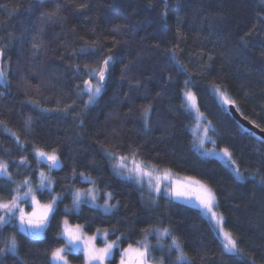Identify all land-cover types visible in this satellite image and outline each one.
<instances>
[{
  "label": "trees",
  "instance_id": "trees-1",
  "mask_svg": "<svg viewBox=\"0 0 264 264\" xmlns=\"http://www.w3.org/2000/svg\"><path fill=\"white\" fill-rule=\"evenodd\" d=\"M0 52L8 81L0 82V157L11 174L0 177V200L10 201L26 179L41 204L58 197L42 239L3 228L0 248L11 235L18 248L0 252V264H51V252L66 245V218L91 236L109 229L122 247L149 229L151 253L163 264H179L177 252L159 247L155 227L178 239L188 264H264V139L220 99L226 94L264 129V0H0ZM109 57L106 83L88 104L84 82L97 80L92 69ZM187 85L243 179L195 148ZM37 149L61 159L51 193L37 188L48 169ZM111 153H135L207 183L241 254L222 249L199 208L163 194L148 203L136 182L116 173ZM81 174L111 192L113 211L87 202L73 208V192L90 183ZM67 255L85 264L82 252ZM110 261L119 264V250Z\"/></svg>",
  "mask_w": 264,
  "mask_h": 264
},
{
  "label": "snow or ice",
  "instance_id": "snow-or-ice-1",
  "mask_svg": "<svg viewBox=\"0 0 264 264\" xmlns=\"http://www.w3.org/2000/svg\"><path fill=\"white\" fill-rule=\"evenodd\" d=\"M84 7V5H81ZM3 53L0 52V56ZM111 57L105 59L103 61V66L99 69H92V75H95L98 83L92 85L90 81H85V91L89 97V103L93 102L94 98L99 95L101 91V84L105 79L106 73L108 71V65ZM0 82L8 83L6 78V73L3 70V66L0 65ZM187 84V81L185 82ZM185 100L190 110L194 111V118L199 121L203 118V115L200 113L199 108L197 106V98L195 94L191 91H186L184 93ZM220 99L226 105H231L234 102L228 98L226 94L220 93ZM208 123H211L210 121ZM198 128L203 129L204 136L201 139L200 143L203 144L204 139H210L208 137L209 128L207 125L197 124ZM213 143H215L213 141ZM223 157L226 158L227 162L234 165L235 161L231 159V153L228 152L227 149H223ZM38 157L45 159L50 162L49 166L51 168H60L62 165L60 163L59 157L56 154L55 150L51 154L43 151H37ZM135 153H133V156ZM113 159L117 161V164L114 165V168L118 169L121 173H127L125 176L126 179H133L137 183L143 182V177L147 176L150 178L149 186L151 187V177L152 173L146 171V166L143 162L137 163L134 159L132 160L133 166L131 168L128 167L126 161L128 157L125 156H112ZM239 176V170L234 169ZM0 177H5L11 180V174L8 172V164L5 162H0ZM82 179L88 181L90 183H94L93 181H89L88 177H85L81 174ZM242 179V177H240ZM26 188L25 191L21 192L20 188ZM37 188L42 193L47 191L51 193L53 191L51 186V180L44 175V173H40V182L37 185ZM15 195L8 202H0V232L3 231V228L8 225H12L13 227H17L20 232L31 235V236H40L43 232L44 228L47 226L49 222V217L52 216L56 212V202L58 197L52 196L48 203L41 204L39 200L36 199L34 195V190L30 186V182L26 179L23 181L22 185L17 186L14 189ZM155 193H159L161 191L159 182L156 183V186L153 188ZM166 193L175 197L176 199H181L188 197L190 194L187 191L181 190L180 188H168L165 190ZM202 195H197V199L200 201L202 207L207 210L211 214V218L215 221L217 227V233L219 236H222V249L226 253H231L239 256L242 250L238 246V241L234 238L233 234L226 231L223 227L224 219L222 215H218L217 212L213 210L214 205L216 204L215 195L211 192V190L203 188L201 186ZM106 199L104 202L105 211L110 210L115 207V205L109 204V200L112 198L111 193H105ZM84 198L86 202H95L97 199V193L94 189H87L84 192L77 190L74 194L73 207L78 208L81 198ZM25 202L28 203L32 207V211L29 213H25L24 210L20 207V203ZM16 222L15 224L13 222ZM64 227L60 233L62 237L66 240L65 247L55 248L51 252V264H68L67 258L64 255L65 251L69 252H77L83 251L85 254V264H105L107 260H110L114 255V249L120 251V261L119 264H151V260L154 257L151 256L150 248L151 245L147 240V234L149 233V229H144L145 238L143 240L137 241L136 245L129 243L126 248L120 249L119 247V237L117 240L108 242L107 241V231L100 233V230L97 229V233H100L104 238V246L97 247L94 243L96 237L91 236L86 240L80 235L82 226L75 225L69 226V222L67 219L63 221ZM155 232L156 230H151ZM165 236H170L169 229L160 230L158 233L157 243H159L160 239ZM172 244L177 252V261L179 264H188L183 249L179 245V241L176 237H171ZM18 248V242L15 238V235H11L6 241L4 248H0V252H12L15 253Z\"/></svg>",
  "mask_w": 264,
  "mask_h": 264
},
{
  "label": "rangeland",
  "instance_id": "rangeland-1",
  "mask_svg": "<svg viewBox=\"0 0 264 264\" xmlns=\"http://www.w3.org/2000/svg\"><path fill=\"white\" fill-rule=\"evenodd\" d=\"M0 65H2V56H0ZM94 77L96 78V76L94 75ZM2 83V82H1ZM97 80L95 81H92V85H95L97 84ZM102 89V88H101ZM186 91H191L195 94L194 90L192 89V87H190L189 85L186 86V89H185V92ZM101 92V91H100ZM184 92V93H185ZM83 93L87 94V92L85 91V87L83 89ZM222 93V92H221ZM224 94V93H223ZM88 95V94H87ZM196 96V94H195ZM97 97V96H96ZM95 97V98H96ZM89 98V97H88ZM94 98V99H95ZM197 98V97H196ZM229 98V97H228ZM94 101V100H93ZM222 101V100H221ZM88 104L89 103V99H88ZM92 103V102H91ZM223 103V101H222ZM224 104V103H223ZM226 105V104H224ZM186 106L187 108L189 109L188 105H187V102H186ZM197 106H198V102H197ZM227 106V105H226ZM199 108V106H198ZM190 110V109H189ZM192 111V110H190ZM199 111L200 113L203 115V118L200 119L199 121H197L196 119L194 120V123L191 127L192 129V133H193V136H194V144H195V148L204 156H207V157H218L220 158L221 160H223L224 162H227L226 158L223 157V152L222 150L223 149H226V148H220L216 145V143H213V141L215 142V137H214V131H215V128L214 126L211 124V123H208V119L206 117V115L204 114V112H202V110L199 108ZM194 113V111H192ZM197 124H200V125H207L208 128H209V131H208V137L210 139H204V142L203 144L200 143L201 139L203 138L204 136V133H203V129L202 128H198L197 127ZM228 150V149H227ZM37 151H43V150H40V149H37L35 152H36V155H37ZM45 152V151H43ZM228 152H230L228 150ZM49 154H51L52 152H47ZM58 155V153H56ZM125 156V157H128V160L126 161L127 165L129 168H131L133 166L132 164V160L134 159L137 163H140V162H143L144 165L146 166L145 170L146 171H149L152 173V177H151V187L149 186V180L150 178L145 176L143 177V182L142 183H137L135 180L133 179H130V180H133L134 182H136L140 187L141 189L144 191V196H145V199L148 203H155L157 198L159 197V195H166L172 199H175L177 201H180V202H183V203H186V204H189V205H192V206H195L197 208H199L202 213L212 222V225L217 233V227H216V224H215V221L211 218V214L205 210L202 205L200 204V201L197 199V195H202V191H201V186H203V188H206V189H209L211 190V192L215 195L213 189L205 182L197 179V178H194V177H190V176H181V175H177L175 174L174 172H172L171 170L169 169H164V168H160L158 166H155L153 164H150V163H147L143 160H141L136 154L133 156V154H130V155H118V154H115V153H111L110 154V157L112 159V162H113V166L117 164V161L115 159L112 158V156ZM38 157V155H37ZM59 157V155H58ZM38 160L44 164H46V166L48 167V169H43L41 168L40 170V173H44V175L46 177H48L50 180H51V186H52V189L54 188V178H53V175L51 173V171L54 169V168H51L49 166L50 162L46 161L45 159H42L40 157H38ZM59 160H60V163H61V159L59 157ZM0 162H5L8 164V162L0 157ZM116 173L122 177L125 178V176L127 175V173H121L119 172L118 169L114 168ZM9 172V171H8ZM40 173H39V182H40ZM239 176L237 175L238 178L242 177V179L244 178V173L243 171H239ZM85 177H88L89 178V181H93L94 183H89L88 187L86 189H76L74 192H73V200H74V194L77 190H80L81 192H84L85 190L87 189H94L95 192L97 193V199L95 200V202H87L89 204H92L93 206L95 207H98L102 210L105 211V208H104V202H105V199H106V196H105V193H111L109 191H105L103 192L101 190V188L98 186V184L96 183V181L92 178V177H89V176H85ZM241 179V178H240ZM159 182V186H160V189L161 191L159 193H155L153 191V188L156 186V183ZM23 182H18L17 183V186L19 185H22ZM39 184V183H38ZM30 186L33 188L34 190V186L30 183ZM173 188V189H176V188H180L181 190H184V191H187L190 195L188 197H185V198H181V199H176L175 197H171L169 196L167 193H166V189L168 188ZM26 188H24L23 191H25ZM21 190V192H23ZM35 192V191H34ZM215 199H216V204L214 205V208L213 210L215 212H217L218 215H222L223 216V219H224V215L218 210V207H217V198H216V195H215ZM0 202H5V201H2L0 200ZM8 202V201H7ZM83 202H86L85 199L82 197L81 198V201H80V204H79V207L78 208H74L76 210H78L80 208V206L82 205ZM109 204L111 205H115L116 207V203H114L112 201V198L111 200H109ZM20 207L24 210L25 213H29L32 211L31 210H28L27 207H26V203L25 202H21L20 203ZM115 207L111 208L110 210H108L107 212H110V211H113L115 209ZM32 208V207H31ZM69 222V226H73L71 224V222L69 221L68 218H66ZM63 227H64V224H63ZM223 227L226 231L230 232L226 225H225V219H224V224H223ZM156 231L153 232L157 238H158V233L160 230H163V229H166V228H162V227H155L154 228ZM100 230V233H103L104 231H107L108 235H107V241L108 242H111V241H114V240H117V239H113L111 236H110V233L111 231L107 228H102V229H99ZM100 233H96V235H94L96 237L94 243L97 247H103L104 246V238L102 237V235ZM231 233V232H230ZM80 235L86 240L88 237H91V235H88L84 229V227L82 226V229H81V232H80ZM218 235V233H217ZM219 236V235H218ZM171 237H174L171 235L170 233V236H165L163 237L162 239H160L158 245L159 247L163 250V249H166V250H170L172 248H174L173 244H172V239ZM219 238L221 239V241L223 240L222 236H219ZM149 242V241H148ZM150 243V242H149ZM66 245L62 246V247H65ZM134 246H138V245H134ZM119 247L120 249H123V248H126L127 246L125 247H122L120 246V241H119ZM116 251L114 249V255L113 257L110 259L112 260L116 254ZM78 252H82L84 254L83 251H77L75 253H78ZM150 252H151V249H150ZM120 253V251H119ZM64 255L66 256L67 258V261H68V264H78L74 261H72L68 255H67V250L65 251ZM151 256L153 257L152 253H151ZM84 257H85V254H84ZM86 259V258H85ZM110 260H107L105 262V264H113ZM151 264H163L162 263V259H152L151 260Z\"/></svg>",
  "mask_w": 264,
  "mask_h": 264
},
{
  "label": "water",
  "instance_id": "water-1",
  "mask_svg": "<svg viewBox=\"0 0 264 264\" xmlns=\"http://www.w3.org/2000/svg\"><path fill=\"white\" fill-rule=\"evenodd\" d=\"M107 76H108V71H107L105 79H104V81L102 82L101 85H104L106 83ZM228 107H229L230 113L238 120V122H240V124H242L244 127H246L247 129L253 131L254 133H256L257 135H259L261 138L264 139V129L263 128H260L259 126L254 124L251 120H249L248 118L243 116L234 103L231 104V105H228ZM227 165L231 166L233 169H237L238 168V170H239V166L236 163L234 165H232V164L227 162ZM46 228H47V226L44 228V230H43V232L41 233L40 236H35V237L31 236V235H29V236L34 238V239H37V240L42 239L44 237V235H45Z\"/></svg>",
  "mask_w": 264,
  "mask_h": 264
}]
</instances>
